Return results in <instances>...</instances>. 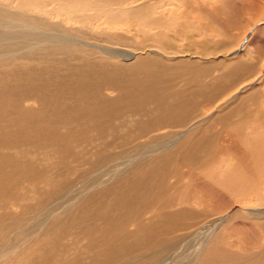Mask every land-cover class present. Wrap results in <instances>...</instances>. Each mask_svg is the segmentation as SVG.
Segmentation results:
<instances>
[{
    "label": "bare ground",
    "instance_id": "obj_1",
    "mask_svg": "<svg viewBox=\"0 0 264 264\" xmlns=\"http://www.w3.org/2000/svg\"><path fill=\"white\" fill-rule=\"evenodd\" d=\"M111 1L116 0H21L19 7L0 3V149L11 146L12 153L22 149L33 153L37 161L47 162L51 178L62 177L58 187L48 194L46 200H39L41 203L37 210L27 207V211L31 212L29 216H8L10 222L0 229V264H94V259L81 261V254L90 241L104 245L107 248L105 257L114 264H165L166 260L174 257L170 254L182 242L202 228L211 232L217 230V235L209 239L199 260L195 259L196 262L198 260L197 264H264V244L260 251L245 255L217 253L214 250L219 244L218 230L225 229L233 219L250 222L259 227L264 236V210L247 214L237 211L225 219L220 218L224 211H218V218L208 219L204 210L181 205L169 217L170 227L178 228L182 224L184 235L181 236L167 233L162 223L163 217L157 212H151L144 219L148 227L140 224L138 221L141 218L136 215L124 216L127 205L136 206L137 212L142 214L145 206L152 205L149 201L163 200L162 193H144L141 186L172 174L180 160L190 159L197 153L204 157L205 149H210V146L205 145L204 139L197 142L192 140L193 137L205 136L208 127L218 123L227 125L235 118L225 115L224 111V116H216L215 122L201 120L191 124L202 116L199 105L210 102L211 95L208 94L215 93L214 87L197 83L194 87L193 83L189 84L191 80L175 83L177 80L174 81L173 71L161 67L164 54L126 68L124 65L129 63L126 60L129 54L118 53L111 47L96 46L94 42L98 37L113 48H118L119 44L120 48L130 46V41L124 36L122 39V36L108 32L103 19H145L150 13L154 16L157 7L154 8L152 3L150 5L153 6L143 3L144 7L133 10L128 5L111 9L107 5ZM46 2L54 7L50 6L52 9L44 14H35L33 8ZM239 68L244 70L245 66ZM95 81L100 87L94 85ZM81 84L100 90L86 103L90 107L86 113L68 112L61 120V129L51 126L45 117L36 119L40 107L50 104L48 97L61 94L66 90V85ZM135 87H139L142 93H151L153 97L141 110L126 112L123 107ZM25 97L26 102L21 105ZM250 98L248 96L244 105H239V116L245 119L237 121L239 131L253 125L264 132V100L255 104L254 110H249ZM172 101H176L180 107L175 106L176 111L169 105ZM96 106H101L102 110L98 111ZM251 114H254L252 122L249 121ZM38 124H41L42 140L36 138L37 134L31 129ZM171 128L176 132L168 130ZM20 131L30 138L20 136L14 139ZM6 135H10L11 142ZM254 142L256 154L263 155L264 139L257 137ZM106 144L110 152H103ZM116 144L118 146L112 149ZM71 146L76 150L95 149L87 165L82 162L89 150L84 149L81 153L82 157L77 163L80 165L78 167H82L79 171L68 162L70 154L74 152ZM71 157L79 161L78 157ZM23 162L10 161L6 166L0 162V207L10 201L5 190V168L6 171L10 168V178L16 187L23 178L33 182L45 175L46 172L41 170L43 167L33 170ZM75 172L76 182L84 183L87 178H95L84 194L71 192ZM108 176L113 178L106 180ZM29 190L31 195L32 189ZM22 199L28 200L29 197ZM53 203L55 206L48 209ZM252 206L264 207V203ZM189 221L194 224H189ZM129 228L131 232L127 233ZM144 241L148 242L145 247L141 245Z\"/></svg>",
    "mask_w": 264,
    "mask_h": 264
},
{
    "label": "rangeland",
    "instance_id": "obj_2",
    "mask_svg": "<svg viewBox=\"0 0 264 264\" xmlns=\"http://www.w3.org/2000/svg\"><path fill=\"white\" fill-rule=\"evenodd\" d=\"M20 1L0 0V3L19 7ZM111 2L107 3L111 9H121L120 7H127L128 5L133 10L144 7L146 3H148L147 6L154 5V8L157 7L154 9V16L150 13L145 19L142 17L135 20L132 18L131 21L127 19H103L106 23L104 28L109 30L108 32L112 35L122 36V39L124 36L125 39L130 41V46L126 45L123 49L120 48L119 44L118 48H113L111 45L104 43L103 39L98 36L94 42L96 46L111 47L113 51L116 50L118 53L129 54V57L126 58L129 63L124 65L126 68L139 61L156 59L154 57L159 54L163 56L164 54L161 58V64L163 63L161 67L164 70L173 71L171 72L175 77L174 81L177 80L175 83L188 80L190 82L191 80L189 84L193 83L192 86L194 87L201 84L214 87L215 93L210 92L208 94L211 95L210 102L207 101L199 105V113L202 116L192 121L191 124H197L201 120H206L207 123L212 120L215 122L216 116H224L225 112V115H232L235 118L232 122H228L227 125L229 126L217 122L218 124L206 128V137L203 135L193 137L192 140L197 142L204 139L205 145L210 146V149H205L204 157L197 153L190 159L180 160L172 174L167 175L160 181H151L141 186L144 193H162L163 200L149 201L148 203L152 205L145 206L146 210L142 214L137 212L136 206L127 205L124 216L136 215L141 218V221H137L148 227L149 225L144 219L149 217L151 212H157L163 217L162 223L165 231L181 236L184 235L182 224L178 228H172L169 219L171 212L181 205L193 206V209L199 211L204 210L208 219L218 218V211H224L220 218L225 219L237 211L247 214L249 212L254 213L256 210H264V207L252 206L264 203V149H262L263 155H257L254 150L255 139L257 137L264 139V132L259 131V128L255 129L253 125H247L246 128L239 131L237 124V121L245 120L239 116V105H244V101L248 96H251L250 100L252 97L254 98V101H248V104L251 102L247 108L249 110H254L256 108L255 104L264 100V0H116ZM150 3L153 5H150ZM50 6L54 7L52 3L51 5L49 2L42 3L39 7L33 8V11L35 14H44L52 9ZM145 46L146 48L143 49ZM154 51L156 53H152ZM30 52H33V50H30ZM237 61L239 63L236 64ZM35 65H38V63H35ZM243 65L245 66L244 70L239 68V75L242 76L238 75L239 79H236L237 71L235 67ZM232 69L234 71L231 72ZM47 73L52 77L49 71ZM53 80L56 82L55 78ZM25 81L27 83V79ZM94 85L98 86V82L95 81ZM95 86L88 84L66 85V90L62 91L61 94L56 93L55 97H48L50 104L40 107L36 119L45 117L50 121L51 126L61 129L63 127L61 120L66 117L68 112L78 113L81 111L86 113L90 109L86 106V103L93 99L94 93L100 92ZM72 89L74 91H71ZM104 93L114 96L109 91H104ZM152 97L151 93H142L139 87H135L130 91L127 104L123 109L126 112L141 110ZM255 99L258 102H255ZM25 102L26 97L22 98L20 104L23 105ZM169 105L176 111L175 106H178L176 101L170 102ZM112 107L115 108V105H112ZM95 108L98 111L102 110L101 106ZM178 108L180 107L178 106ZM112 110L115 111L116 109ZM253 115L251 114V119L249 118L251 122L254 119ZM41 124L31 128L37 134L36 138L39 139H41L39 128ZM168 130L176 132L172 128ZM20 136L30 138L25 132L20 131L14 139ZM6 139L11 142L10 135H6ZM100 145L99 143L98 146ZM117 146L118 144L113 145L112 149ZM71 147H73L74 152L70 154L68 162L79 171L82 167H78L80 165L77 163L80 162L81 153L84 149H86L85 151L89 150L88 153L90 154L87 153L82 162L83 165H87L95 149L91 147L76 150L74 146ZM11 148V146H8V148L3 147L0 149V162L5 166L10 161H24L23 163L33 170L43 167L41 170L46 173L39 181L29 182L26 178H23L19 183L20 185L16 187L10 178V168L7 171L5 168L4 173L7 184L5 190L10 201L0 207V229L4 224L10 222L9 215L27 217L31 213L27 211V207L37 210L41 203L39 200H46L48 194L54 191L58 187V183L62 181L60 176L53 178L49 176L50 168L45 160L37 161L35 154L24 149L14 150V153H12ZM103 152H110L107 144L103 147ZM71 156L78 157L79 161H75ZM52 165H55L54 162H52ZM76 172L71 180L72 185H74L71 192L84 194L86 193L85 189L92 186V179L95 178H87L84 183L76 182ZM144 176L145 173H143ZM110 178L113 177L108 176L106 180ZM146 185H148V188ZM29 189H32L31 195L30 192L28 193ZM65 193L69 194V191ZM117 193L122 192L118 191ZM24 196H28L29 199H22ZM185 201L186 203H184ZM54 206L55 203L48 209ZM5 208H8V210ZM42 213L45 214L46 212ZM189 224L193 225L194 222L189 221ZM127 231V233L131 232V228ZM198 231L193 233L194 235L189 238L190 241L188 239L182 242L177 250L170 254L174 257L166 260L165 264H189V261L190 264H193L196 262V258L199 260L209 239L217 235V230L211 232L202 228ZM220 231L218 230L220 238L217 243L219 244L214 249L217 253L251 254L260 251L262 249L261 245L264 244V236L261 235L260 228L247 221L233 219L225 229ZM147 243V241H144L141 245L145 247ZM189 244L191 245L189 246ZM106 251L107 248L100 242L90 241L86 250L81 254V261L88 262L94 259V264H114L105 257L104 253ZM188 258L190 260L187 262ZM116 264H120V262ZM141 264L150 263L143 262Z\"/></svg>",
    "mask_w": 264,
    "mask_h": 264
},
{
    "label": "crops",
    "instance_id": "obj_3",
    "mask_svg": "<svg viewBox=\"0 0 264 264\" xmlns=\"http://www.w3.org/2000/svg\"><path fill=\"white\" fill-rule=\"evenodd\" d=\"M248 43V42H247ZM248 46V45H247ZM245 50V49H244ZM239 61V60H238ZM238 61H237V63H238ZM236 63V64H237ZM235 69H236V71H237V73H236V79H239V76H242V75H239V67H235ZM239 75V76H238Z\"/></svg>",
    "mask_w": 264,
    "mask_h": 264
}]
</instances>
